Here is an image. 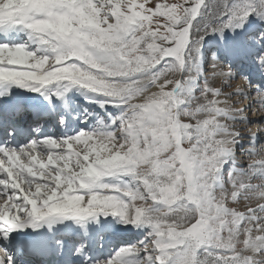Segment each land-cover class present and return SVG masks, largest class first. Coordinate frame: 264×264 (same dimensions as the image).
Wrapping results in <instances>:
<instances>
[{"label": "snow or ice", "instance_id": "snow-or-ice-1", "mask_svg": "<svg viewBox=\"0 0 264 264\" xmlns=\"http://www.w3.org/2000/svg\"><path fill=\"white\" fill-rule=\"evenodd\" d=\"M0 264H264V0H0Z\"/></svg>", "mask_w": 264, "mask_h": 264}]
</instances>
